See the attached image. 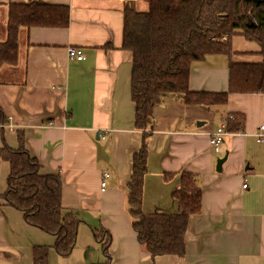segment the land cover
<instances>
[{
  "label": "crops",
  "instance_id": "crops-1",
  "mask_svg": "<svg viewBox=\"0 0 264 264\" xmlns=\"http://www.w3.org/2000/svg\"><path fill=\"white\" fill-rule=\"evenodd\" d=\"M33 2L68 7L70 22L22 34L20 62L12 70L16 79L9 75L12 81L0 83L7 118L0 149L18 150L22 136L40 174L60 176L63 207L83 224L72 255L64 259L54 249L55 237L29 226L22 212L0 199V264H35L37 249L49 250L48 264H264V143L257 137L264 127V94H231L225 106L213 107L187 105L169 94L155 109L145 139L143 210L177 214L173 193L183 173L195 176L202 208L189 219L185 257L154 261L142 250L126 206L133 159L144 139L134 127L132 53L121 49L126 1L0 0V22L7 24L1 15L11 5ZM231 46L232 58L211 55L192 65L191 92L227 93L232 62L264 61L259 46L242 35ZM70 47L82 49L85 61H70ZM231 115L244 119L243 130H228L216 153L211 135ZM10 171V163L0 159V196ZM100 227L112 237L109 262L92 233Z\"/></svg>",
  "mask_w": 264,
  "mask_h": 264
},
{
  "label": "trees",
  "instance_id": "trees-1",
  "mask_svg": "<svg viewBox=\"0 0 264 264\" xmlns=\"http://www.w3.org/2000/svg\"><path fill=\"white\" fill-rule=\"evenodd\" d=\"M145 12L135 10V1L123 6L124 29L121 49L132 53L131 95L135 107L134 127L143 136L142 146L134 156L132 174L127 185L126 206L132 227L145 253L155 261L161 257L186 255V232L191 216L200 213L202 190L195 176L183 173L180 187L173 193L178 213L156 216L143 210L145 180L149 174V151L145 139L153 128L155 109L169 94L187 105L225 106L231 94H264V61L261 64L233 63L230 89L227 93H194L190 91L191 67L211 55L232 56L231 42L242 35L256 43L264 57V0H145ZM0 22V74L6 67L16 68L21 56L22 34L33 27L66 28L70 22L69 8L33 2L11 5ZM6 74V73H5ZM8 79L9 72L5 75ZM3 81L0 83H4ZM235 119L237 122H232ZM244 119L229 117V131H242ZM7 118L0 108V126ZM19 149H0V159L7 160L11 171L7 191L0 199L24 214L25 222L56 238L54 249L69 258L78 241L83 222L67 212L62 204L63 185L60 176L40 174L39 162L25 149L19 136ZM94 239L102 246L110 261L111 234L104 228L92 229ZM49 250L34 251L35 264H48Z\"/></svg>",
  "mask_w": 264,
  "mask_h": 264
},
{
  "label": "built area",
  "instance_id": "built-area-1",
  "mask_svg": "<svg viewBox=\"0 0 264 264\" xmlns=\"http://www.w3.org/2000/svg\"><path fill=\"white\" fill-rule=\"evenodd\" d=\"M68 59L72 62L82 63L85 61L84 51L80 48L70 47L68 49ZM53 125V123L51 124ZM264 127L260 128V133L257 134L258 140L264 143ZM229 135L228 126L226 123L221 125L210 138V146L213 148L214 152L218 153L220 151L221 145L224 143L225 138ZM103 140H105V134H102ZM102 187H106V182L102 183Z\"/></svg>",
  "mask_w": 264,
  "mask_h": 264
},
{
  "label": "rangeland",
  "instance_id": "rangeland-1",
  "mask_svg": "<svg viewBox=\"0 0 264 264\" xmlns=\"http://www.w3.org/2000/svg\"><path fill=\"white\" fill-rule=\"evenodd\" d=\"M148 9V4L146 3L145 0H139L136 2V6H135V10L136 11H139V12H145L147 11ZM17 68V67H16ZM16 68H9V67H6L4 69V71H6L5 73L7 74L9 72V75L12 76L14 79H16L15 77V74L13 73L12 70L16 69ZM18 69V68H17ZM5 73H2L0 74V82H3V81H12L11 78H8V79H5Z\"/></svg>",
  "mask_w": 264,
  "mask_h": 264
},
{
  "label": "water",
  "instance_id": "water-1",
  "mask_svg": "<svg viewBox=\"0 0 264 264\" xmlns=\"http://www.w3.org/2000/svg\"><path fill=\"white\" fill-rule=\"evenodd\" d=\"M125 1H131V0H125ZM254 1H255L256 4H260V3L263 2L262 0H254ZM198 126H203V124L199 123ZM226 159L227 158H224V159L218 161V167H217L218 171L222 170L221 166L226 161Z\"/></svg>",
  "mask_w": 264,
  "mask_h": 264
}]
</instances>
